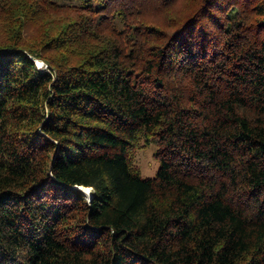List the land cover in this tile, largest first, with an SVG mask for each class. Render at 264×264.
Here are the masks:
<instances>
[{"label": "trees", "instance_id": "obj_1", "mask_svg": "<svg viewBox=\"0 0 264 264\" xmlns=\"http://www.w3.org/2000/svg\"><path fill=\"white\" fill-rule=\"evenodd\" d=\"M76 1L0 0V264H264V0Z\"/></svg>", "mask_w": 264, "mask_h": 264}, {"label": "rangeland", "instance_id": "obj_2", "mask_svg": "<svg viewBox=\"0 0 264 264\" xmlns=\"http://www.w3.org/2000/svg\"><path fill=\"white\" fill-rule=\"evenodd\" d=\"M61 2H72L76 3V0H59ZM41 61V60H37ZM38 66L41 68H46L47 65L41 61V64L37 62ZM157 149L156 141L152 138L148 144H145L140 148L135 155V162L140 167L142 175L144 177L154 176L160 166L158 159L154 157V153Z\"/></svg>", "mask_w": 264, "mask_h": 264}, {"label": "water", "instance_id": "obj_3", "mask_svg": "<svg viewBox=\"0 0 264 264\" xmlns=\"http://www.w3.org/2000/svg\"><path fill=\"white\" fill-rule=\"evenodd\" d=\"M76 188L81 189V186H77ZM86 188H88V187H86ZM81 191H82V193H84V194L87 195V197L89 198V200L91 199V190L89 192L88 191H85V190H81Z\"/></svg>", "mask_w": 264, "mask_h": 264}, {"label": "bare ground", "instance_id": "obj_4", "mask_svg": "<svg viewBox=\"0 0 264 264\" xmlns=\"http://www.w3.org/2000/svg\"><path fill=\"white\" fill-rule=\"evenodd\" d=\"M38 63L41 64V61H38ZM80 190H85V191H88L89 192L91 190V188L90 187L86 188V187H82L81 186V189Z\"/></svg>", "mask_w": 264, "mask_h": 264}]
</instances>
